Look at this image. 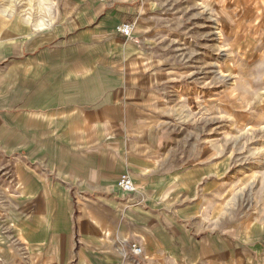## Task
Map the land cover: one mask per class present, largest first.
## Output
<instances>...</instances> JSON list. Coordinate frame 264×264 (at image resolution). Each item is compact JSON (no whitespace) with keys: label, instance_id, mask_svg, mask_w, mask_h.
I'll return each mask as SVG.
<instances>
[{"label":"crops","instance_id":"1","mask_svg":"<svg viewBox=\"0 0 264 264\" xmlns=\"http://www.w3.org/2000/svg\"><path fill=\"white\" fill-rule=\"evenodd\" d=\"M80 1L47 24L0 10V264H238L216 168L154 130L148 57L116 32L135 9Z\"/></svg>","mask_w":264,"mask_h":264},{"label":"rangeland","instance_id":"2","mask_svg":"<svg viewBox=\"0 0 264 264\" xmlns=\"http://www.w3.org/2000/svg\"><path fill=\"white\" fill-rule=\"evenodd\" d=\"M125 1L135 9L129 39L158 88L154 130L168 133L175 159L214 165L216 218L239 243L238 264H264V236L246 235L264 228V0ZM74 2L0 0V10L47 24ZM5 211L0 203V218Z\"/></svg>","mask_w":264,"mask_h":264},{"label":"built area","instance_id":"3","mask_svg":"<svg viewBox=\"0 0 264 264\" xmlns=\"http://www.w3.org/2000/svg\"><path fill=\"white\" fill-rule=\"evenodd\" d=\"M103 3H113L117 0H100ZM134 25L132 22H121L116 27V32L125 38L129 39L133 34ZM116 188L121 191L124 195H132L137 191V187L131 178L129 173H121L116 182ZM132 253L139 255L141 253V249L139 246L132 244L131 246Z\"/></svg>","mask_w":264,"mask_h":264}]
</instances>
